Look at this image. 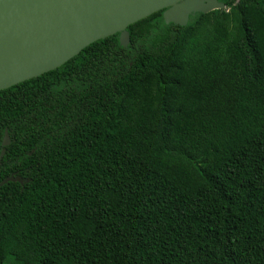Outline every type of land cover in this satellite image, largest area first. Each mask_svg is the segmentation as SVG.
<instances>
[{
  "label": "trees",
  "instance_id": "obj_1",
  "mask_svg": "<svg viewBox=\"0 0 264 264\" xmlns=\"http://www.w3.org/2000/svg\"><path fill=\"white\" fill-rule=\"evenodd\" d=\"M216 1L0 91V264H264V0Z\"/></svg>",
  "mask_w": 264,
  "mask_h": 264
},
{
  "label": "water",
  "instance_id": "obj_2",
  "mask_svg": "<svg viewBox=\"0 0 264 264\" xmlns=\"http://www.w3.org/2000/svg\"><path fill=\"white\" fill-rule=\"evenodd\" d=\"M217 9L224 5L216 0H0V91L54 71L115 34L127 47V28L159 11L165 24L185 26L190 15ZM9 144L5 131L0 160Z\"/></svg>",
  "mask_w": 264,
  "mask_h": 264
},
{
  "label": "flooded vegetation",
  "instance_id": "obj_3",
  "mask_svg": "<svg viewBox=\"0 0 264 264\" xmlns=\"http://www.w3.org/2000/svg\"><path fill=\"white\" fill-rule=\"evenodd\" d=\"M5 131H6V130H5ZM5 131H4V132H5ZM3 137H4V135H3ZM9 140H10V139H9ZM2 141H3V138H2V140H1V144H2ZM1 144H0V154H1V151H2ZM4 154H5V153H4ZM3 156H4V155H3ZM3 156H2V157H3ZM1 160H2V158H1ZM1 160H0V165H1ZM6 179H7V178L5 177V179H4L3 181L0 182V186L2 185V183H3Z\"/></svg>",
  "mask_w": 264,
  "mask_h": 264
}]
</instances>
